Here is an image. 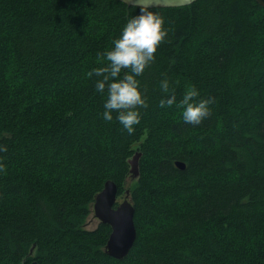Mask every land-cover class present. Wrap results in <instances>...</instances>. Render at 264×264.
<instances>
[{"label":"trees","instance_id":"1","mask_svg":"<svg viewBox=\"0 0 264 264\" xmlns=\"http://www.w3.org/2000/svg\"><path fill=\"white\" fill-rule=\"evenodd\" d=\"M139 10L0 0V264H264V7L149 8L167 36L137 77L148 106L129 134L115 112L102 118L106 94L87 73ZM165 78L177 101L195 85L211 102L199 124L160 107ZM108 180L135 208L122 260L105 252L107 224L85 228Z\"/></svg>","mask_w":264,"mask_h":264},{"label":"clouds","instance_id":"2","mask_svg":"<svg viewBox=\"0 0 264 264\" xmlns=\"http://www.w3.org/2000/svg\"><path fill=\"white\" fill-rule=\"evenodd\" d=\"M166 36L167 29L161 14L149 10L148 5L144 4L137 14L127 19L119 36L113 40V46L99 54L108 63L103 67H94L87 73L90 78L97 77L96 91L106 94L102 118L112 121L115 112L116 119L129 134L135 131L134 125L140 122V108L148 106L137 77L142 76L155 60L157 48ZM159 87L163 92L160 107L176 105L182 108L185 123L199 124L209 113L211 102L203 98L195 99L200 97L195 85H189L179 101L169 79H161Z\"/></svg>","mask_w":264,"mask_h":264},{"label":"water","instance_id":"3","mask_svg":"<svg viewBox=\"0 0 264 264\" xmlns=\"http://www.w3.org/2000/svg\"><path fill=\"white\" fill-rule=\"evenodd\" d=\"M127 6L141 7L144 4L148 8L164 7L175 8L192 4L197 0H118ZM258 4L264 7V0H256ZM140 152H136L129 160V172L131 179L139 176ZM175 166L185 169V164L180 161L175 162ZM92 212L99 223L107 224L111 231L105 245L106 254L114 259L122 260L131 250L137 236L134 225L135 208L130 200L127 190L122 202H118L117 185L113 181H106L103 189L95 196L92 204ZM33 250L30 251V255ZM30 264H38L36 261Z\"/></svg>","mask_w":264,"mask_h":264},{"label":"rangeland","instance_id":"4","mask_svg":"<svg viewBox=\"0 0 264 264\" xmlns=\"http://www.w3.org/2000/svg\"><path fill=\"white\" fill-rule=\"evenodd\" d=\"M133 181L134 180L132 179L130 182H133ZM123 197L124 195L118 198V202H122ZM98 224H99V221L94 217L93 212H92L86 221L85 228L88 230H93L97 227Z\"/></svg>","mask_w":264,"mask_h":264}]
</instances>
